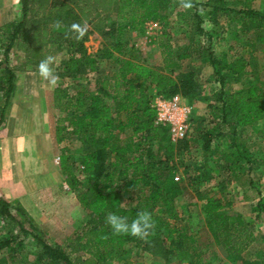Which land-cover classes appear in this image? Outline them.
<instances>
[{
    "label": "trees",
    "instance_id": "16d2710c",
    "mask_svg": "<svg viewBox=\"0 0 264 264\" xmlns=\"http://www.w3.org/2000/svg\"><path fill=\"white\" fill-rule=\"evenodd\" d=\"M252 1L237 0L234 2L241 6L232 7L228 0H203L192 10L181 8L189 33L181 45L160 44V68L145 62L140 49L128 47L123 37L129 31L142 34L150 21L167 24L165 9L179 6V0H112L115 20L106 22V29L100 20L96 23L104 40L95 52L86 50L87 35L79 41L66 37L69 25L65 10H58L62 26L54 27L46 38L63 46L65 55L58 65L59 74L70 81L54 90L52 102L59 115L53 121L51 136L58 169L88 214L80 227L53 244L18 200L9 202L0 196V264H134L128 246L138 241L153 255L162 249L174 252L188 264H204L195 231L178 221L192 224L194 220L193 224L204 228L212 242L230 257H239L257 241L259 236L249 220L225 211L228 201L209 193L210 189H199L214 180L219 193L233 178L242 187L244 199L249 189L259 194L254 175L264 169V151L251 152L241 135L244 128L264 122V10L253 8ZM19 4L20 19L0 25V125L6 120L16 87L15 70L8 64L10 52L42 35L41 19H36L32 11L33 5L45 4L42 0H19ZM67 13L74 15L72 11ZM221 15L239 24V32L252 36L244 46L260 51V56L239 52L229 56L215 50L219 31L214 27L205 29L203 24L209 20L217 25ZM61 29L62 33H55ZM192 54L208 62L218 87L204 113L190 120L196 122L197 137L193 141H199L204 155L180 169L177 157L189 148V141H172L169 127L154 123L151 99L154 91L167 98L180 95L188 104L197 100L201 92L199 74L181 71V60ZM103 60L108 68L100 74L98 67ZM92 72L93 82L85 78ZM246 72L251 77L239 81ZM233 81L240 84L231 87ZM127 130L129 135L121 138ZM69 142L78 145H64ZM190 188L202 201V214L186 208L179 215L174 202ZM127 198L136 201L127 204ZM142 210L152 214L156 225L147 241L113 234L105 223L109 212L131 221ZM254 211L256 219L264 215V197L257 200ZM27 237L36 249L32 258L21 253ZM260 243L264 247V235H260ZM241 264H264V258L242 259Z\"/></svg>",
    "mask_w": 264,
    "mask_h": 264
},
{
    "label": "rangeland",
    "instance_id": "374dc122",
    "mask_svg": "<svg viewBox=\"0 0 264 264\" xmlns=\"http://www.w3.org/2000/svg\"><path fill=\"white\" fill-rule=\"evenodd\" d=\"M228 1L229 6H241L240 3L234 2L237 0ZM42 2L45 5H41V7L33 5L32 11L36 19H41L40 32L42 35L27 40L26 43H22L20 47H14L10 52L8 64L15 70L16 87L6 113V121L0 125V196L9 202L18 200L35 219L39 228L46 232L48 242L56 244L80 227L88 212L78 204L74 193L68 188L58 169V158L51 136V128L53 121L59 115V111L55 108L52 98L54 97V90L60 84L69 82L70 79L59 74L58 65L65 55L63 46L58 45L57 42L52 44L46 37L47 34L55 31V18L57 19L60 14L58 10H65L63 15L68 25L73 22L87 21L89 28L84 45L87 52H95L101 47L104 40L96 28V23L100 20L101 25L106 29L105 23L115 20V12L111 5L112 0H42ZM252 6L255 9L264 10V0H253ZM12 9L11 19H20L19 4L17 3V7L16 5L15 7L12 6ZM181 10L180 6H168L165 9L168 16L167 24L158 21L147 24L142 34H139L138 31L126 32L123 41L128 43V47L133 46L138 50L140 49L145 62L160 68L162 66L160 44L171 42L173 45H181L189 33V28L182 20ZM67 11H72L74 15H67ZM205 13L202 11L204 18H206ZM238 25L231 23L228 15H221L217 25L213 26L209 20H205L203 24L205 29H213L214 27V30L219 31L215 37L216 51L226 52L229 56L235 52L245 55L253 53L260 56V51H252L251 47L244 46L247 41L251 40L252 36L245 32H239ZM62 31L63 29L55 33H62ZM47 55L56 57L54 67L60 76V83L54 89L50 88L40 78L37 71L39 62ZM107 68L108 64L103 60L99 64L98 71L103 74ZM181 71H195L199 74L201 92L194 103H184L190 108V111L187 112L188 127L176 143L187 139L189 148L181 151L177 157L180 169L183 165H192L198 162L204 155L199 147V141H193L197 137V132L194 130V126H196L194 123L196 122L191 123L190 120L193 119L194 121L198 115L204 113L209 97L218 87L208 62L195 54L181 60ZM94 76L95 74L92 72L88 73L85 78L93 82ZM249 77H251L250 73L246 72L242 74L239 81H246ZM237 84L240 82L233 81L229 85L236 87ZM156 95L159 94L152 91V104ZM183 102H185L184 99ZM129 133L130 131L127 130L120 134V137L125 138ZM241 135L251 152L264 151V122H256L253 126L244 128ZM64 145L71 148L77 146L78 143L69 142ZM82 178L84 177L82 176ZM254 181L259 194L249 189L246 199L243 198L242 187L233 178L228 180L225 189L219 193L217 188L213 186L214 180L199 187L201 190L208 189L209 191L210 189L211 192L209 193H217L224 202L228 201L229 204L225 207V211L241 214L250 221L259 236L257 241L239 257H230L223 252L221 247L212 242L210 235L204 228L193 224L194 220H192V224L178 221V224L186 226L191 232L195 231L198 244L201 246L200 260L202 263L241 264L242 259L255 261L264 258V247H261L260 243V235H264V215L256 219L255 214L257 212L254 211L257 200L264 197V169L254 175ZM192 190L190 188L188 192L175 200V210L179 215H182L186 208L195 214H202V201L196 199ZM133 202H129L128 198L125 199L127 204H133ZM2 224L3 222L0 221V228H2ZM25 226L27 227V224ZM31 241L30 237L24 239V249L21 251L23 256L27 255L30 258L36 250ZM128 249L130 259L134 264H188L185 262L186 260L181 261L174 252L165 253L160 249L157 254L153 255L143 249L141 241L131 243Z\"/></svg>",
    "mask_w": 264,
    "mask_h": 264
},
{
    "label": "clouds",
    "instance_id": "9594fccd",
    "mask_svg": "<svg viewBox=\"0 0 264 264\" xmlns=\"http://www.w3.org/2000/svg\"><path fill=\"white\" fill-rule=\"evenodd\" d=\"M197 2L198 0H179V6L184 10H192ZM54 23L56 28L62 26V22L59 20ZM88 28L89 25L86 20L73 22L68 26L65 35L68 38L79 41L84 38ZM54 65H56V57L47 55L37 66L40 78L52 89L56 88L60 83V76L56 72ZM105 223L112 229L113 234L131 235L145 241L153 234L156 226L152 214L146 210L138 211L135 218L131 221H129V218L126 216H120L116 213L109 212L105 217Z\"/></svg>",
    "mask_w": 264,
    "mask_h": 264
},
{
    "label": "built area",
    "instance_id": "2783aa9c",
    "mask_svg": "<svg viewBox=\"0 0 264 264\" xmlns=\"http://www.w3.org/2000/svg\"><path fill=\"white\" fill-rule=\"evenodd\" d=\"M155 22H149L152 24ZM185 101V100H184ZM180 95L172 97H164L156 95L152 106L155 109V124L167 125L172 141H176L180 135L187 129V112L190 111L189 106L184 104Z\"/></svg>",
    "mask_w": 264,
    "mask_h": 264
},
{
    "label": "crops",
    "instance_id": "0c3cea01",
    "mask_svg": "<svg viewBox=\"0 0 264 264\" xmlns=\"http://www.w3.org/2000/svg\"><path fill=\"white\" fill-rule=\"evenodd\" d=\"M10 2H11V4H10ZM17 3L19 4V0H0V25L5 23V22H9L8 20L11 19L12 12H13L12 6L15 7V5H16V7H17ZM19 6H20V4H19ZM13 19H11V20H13Z\"/></svg>",
    "mask_w": 264,
    "mask_h": 264
}]
</instances>
